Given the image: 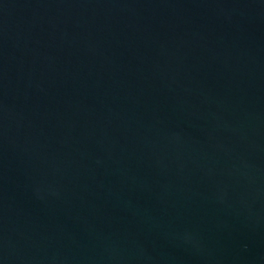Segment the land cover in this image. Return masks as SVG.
I'll use <instances>...</instances> for the list:
<instances>
[{
    "label": "water",
    "instance_id": "water-1",
    "mask_svg": "<svg viewBox=\"0 0 264 264\" xmlns=\"http://www.w3.org/2000/svg\"><path fill=\"white\" fill-rule=\"evenodd\" d=\"M0 264H264V0H0Z\"/></svg>",
    "mask_w": 264,
    "mask_h": 264
}]
</instances>
